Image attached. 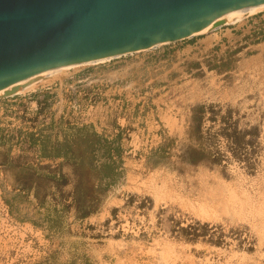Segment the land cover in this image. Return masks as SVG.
I'll use <instances>...</instances> for the list:
<instances>
[{
  "label": "rangeland",
  "instance_id": "374dc122",
  "mask_svg": "<svg viewBox=\"0 0 264 264\" xmlns=\"http://www.w3.org/2000/svg\"><path fill=\"white\" fill-rule=\"evenodd\" d=\"M216 31L0 99V264H264V23Z\"/></svg>",
  "mask_w": 264,
  "mask_h": 264
},
{
  "label": "water",
  "instance_id": "95a60500",
  "mask_svg": "<svg viewBox=\"0 0 264 264\" xmlns=\"http://www.w3.org/2000/svg\"><path fill=\"white\" fill-rule=\"evenodd\" d=\"M264 0H0V93L51 67L177 43ZM220 23L214 25L218 30ZM16 89L0 99L12 97Z\"/></svg>",
  "mask_w": 264,
  "mask_h": 264
},
{
  "label": "bare ground",
  "instance_id": "6f19581e",
  "mask_svg": "<svg viewBox=\"0 0 264 264\" xmlns=\"http://www.w3.org/2000/svg\"><path fill=\"white\" fill-rule=\"evenodd\" d=\"M263 11H264V3L257 5V6L246 8V9H243V10H240V11L222 16V17H218V18L212 20V22H210V24H208V26L206 28H204L202 31H200L197 34L191 35L188 38H193L197 35L209 34V33L213 32L214 31V25L217 23L221 24V26L219 27V29H220L225 25L237 24L241 20L252 17V16L259 14ZM168 44H170V43L164 42V43H160V44L156 45L155 47L166 46ZM132 53H138V52H131V53H125V54H121V55L108 56V57L90 60V61H86V62L71 63V64H66V65L48 68L46 70H43V71L35 74L34 76H32L26 80H23V81L15 84V85L10 86L7 90H4L3 92L0 93V98H2L4 96L6 91H11L12 89H16L15 94H17V95L18 94H24L26 92H30V91L34 90L35 88H37L41 84L53 81L56 78V76L60 75L61 73L77 71V70H79L81 68H85V67L104 65V64L110 63L114 60H117L123 56L130 55Z\"/></svg>",
  "mask_w": 264,
  "mask_h": 264
},
{
  "label": "crops",
  "instance_id": "0c3cea01",
  "mask_svg": "<svg viewBox=\"0 0 264 264\" xmlns=\"http://www.w3.org/2000/svg\"><path fill=\"white\" fill-rule=\"evenodd\" d=\"M259 14H257L258 16L255 15L257 17L253 16L255 18L248 20L243 25H238V27H236V28L221 31V33H219V31H216V34L220 35L221 39L227 38L229 42H232L233 40L236 41L237 39L234 37V31L241 34L245 27L249 28V29H253L256 25L259 24V22L264 23V14H261V15H259ZM220 30H222V29H220ZM167 52H169L167 49L162 50V51H160V55L166 56ZM1 103L7 109H16V107H18L19 109H22V108H20L21 104H23V105L25 104L28 107L27 109H29V107L31 106V108L29 109L30 111L32 110V108L35 105L33 102H27L26 100H21V99H6V100H2Z\"/></svg>",
  "mask_w": 264,
  "mask_h": 264
},
{
  "label": "built area",
  "instance_id": "2783aa9c",
  "mask_svg": "<svg viewBox=\"0 0 264 264\" xmlns=\"http://www.w3.org/2000/svg\"><path fill=\"white\" fill-rule=\"evenodd\" d=\"M115 89H118V87H116ZM12 97H14V96H12ZM123 104H124V103H123ZM75 106H78V105H77V104H74V107H75ZM120 119H121V120H125V116L119 118L118 121H120ZM119 124H120V123H119ZM123 128H124V127L121 125V129H118V130H117V134H119L120 130H123Z\"/></svg>",
  "mask_w": 264,
  "mask_h": 264
},
{
  "label": "trees",
  "instance_id": "16d2710c",
  "mask_svg": "<svg viewBox=\"0 0 264 264\" xmlns=\"http://www.w3.org/2000/svg\"><path fill=\"white\" fill-rule=\"evenodd\" d=\"M44 156H46V157H51V156H53V155H48V154H46V153L44 152ZM60 156H61V154H57V157H60ZM192 161L197 162L198 159L194 158V159H192Z\"/></svg>",
  "mask_w": 264,
  "mask_h": 264
}]
</instances>
